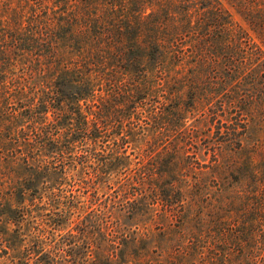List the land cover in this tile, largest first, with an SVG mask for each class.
<instances>
[{
    "label": "trees",
    "instance_id": "obj_1",
    "mask_svg": "<svg viewBox=\"0 0 264 264\" xmlns=\"http://www.w3.org/2000/svg\"><path fill=\"white\" fill-rule=\"evenodd\" d=\"M263 99L264 0H0V249L264 264Z\"/></svg>",
    "mask_w": 264,
    "mask_h": 264
},
{
    "label": "rangeland",
    "instance_id": "obj_2",
    "mask_svg": "<svg viewBox=\"0 0 264 264\" xmlns=\"http://www.w3.org/2000/svg\"><path fill=\"white\" fill-rule=\"evenodd\" d=\"M261 101H257L258 103H251L250 105H248L246 118L248 123V135H250L251 137L249 138V140H255L254 138H258L261 141L259 150L262 153L253 155L250 151H248L246 155H253L255 163L263 167L259 168V170H264V119L260 118L261 113L264 111V101L263 103H260ZM248 189L250 190L251 188L248 187ZM248 242L249 244H251L250 240ZM7 256L8 255L4 253L3 248L0 249V261L6 260V264H10L9 261L6 259Z\"/></svg>",
    "mask_w": 264,
    "mask_h": 264
}]
</instances>
